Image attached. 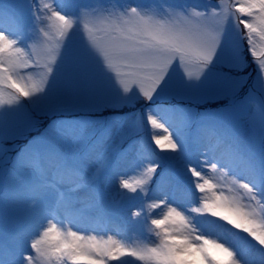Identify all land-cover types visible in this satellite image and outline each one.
Instances as JSON below:
<instances>
[{
  "label": "rangeland",
  "instance_id": "374dc122",
  "mask_svg": "<svg viewBox=\"0 0 264 264\" xmlns=\"http://www.w3.org/2000/svg\"><path fill=\"white\" fill-rule=\"evenodd\" d=\"M234 3L235 0H0V9L15 12L22 23L20 28L0 12V30L16 37L19 46L27 49L34 44L42 45L47 39L43 36L44 31L49 32L50 36L55 35V22L49 19L53 10L74 20L60 57V66L64 71L55 81L49 106L44 110L28 107L9 115L6 128L8 138L0 141V146L8 149L7 155L15 157L21 148L25 149V146H31L38 140L71 147L79 153H91L88 168L72 181L81 184L78 192L85 193L94 187L90 182L91 172L98 165L103 167L106 163L103 153L107 148H116L106 170L111 175L110 182L104 186L107 193H126L118 184L119 176L134 179L148 164H160L157 177L149 185L146 196L143 192L126 193L129 207L122 213L113 212L112 209L118 206L116 201L109 206L99 199H93L82 208L81 221L69 219L61 213L49 216L60 231H79L84 237H96L100 242L112 237L133 247L156 246L162 234H158L160 230L151 225L149 217H163L168 210L167 205H171L187 217L190 227L181 231H187L194 239L206 235L209 239L225 243L234 249L242 264H264V247L248 233L227 222L231 220L240 227L254 229L255 225L244 211L221 207L223 203L217 204L216 207L227 218L223 220L211 213L196 210L203 207V200L211 196V190L201 193L196 188V177L189 169V166H194L213 180L217 185L216 190L237 195L244 208L264 219V73L260 71L258 59L252 57L246 38L240 36L235 15L229 12L220 24L226 40V47L221 52L223 63L207 84L188 99L166 96L163 99L154 97L149 101L140 95L136 87L124 93L113 78L114 71L103 67L102 54H95L89 47V38L83 28L84 23L99 17L127 14L131 6H136L141 14L161 19L170 18L176 13L192 15L191 10L196 9L212 20L213 8L222 12L225 4ZM216 15L219 18V14ZM257 48L259 50V40ZM245 60L249 62L247 72L232 71L234 75L230 74L226 65L242 67L244 64L241 62ZM179 71L176 69L173 81L162 87L175 90ZM22 74H31L33 79L39 80L43 69L32 73L25 69ZM0 91L8 93L12 90L7 85H0ZM207 99H218L223 105L208 108L204 103L209 102ZM186 102L192 105L183 104ZM197 102L203 104L193 106ZM161 103L165 106L176 103L188 106L192 118L202 126L199 139L185 147L181 135L184 121L177 113L156 107ZM149 111L172 131L181 144L179 152L160 153L156 149L152 137L166 133L149 124ZM121 136L126 139L117 147ZM125 152L127 158L120 159ZM30 156L31 153L25 150V159ZM212 163L217 164L216 170L211 169ZM231 178L249 183L254 191L238 188ZM30 190L29 185L22 183L8 190L7 195L12 203L0 210L3 221L0 223V239H5L6 233L15 232L22 221L21 209L30 205ZM0 192H3L2 187ZM161 199L166 200L167 205L149 207ZM133 208L142 209L141 214L129 219ZM170 227L176 231L179 225ZM182 240L183 237L177 235L170 242L179 245ZM12 248L16 264H19L22 253L31 251L26 235L15 237ZM213 248L218 249V246L205 244V250ZM192 249H195V245ZM176 252L179 256L176 264H197L195 260L186 259L179 247ZM193 254L189 250L186 255ZM57 264H63V258ZM68 264L76 262L68 261ZM109 264L145 262L125 255L118 260L110 259Z\"/></svg>",
  "mask_w": 264,
  "mask_h": 264
},
{
  "label": "snow or ice",
  "instance_id": "6c2138e0",
  "mask_svg": "<svg viewBox=\"0 0 264 264\" xmlns=\"http://www.w3.org/2000/svg\"><path fill=\"white\" fill-rule=\"evenodd\" d=\"M131 11V15L109 14L83 25L89 38V47L95 54H102L103 67L114 71L113 78L124 93L136 87L140 95L151 101L154 97L163 99L166 96L188 99L201 90L223 63L221 52L226 47V40L220 24L229 12L235 15L242 35L246 37L248 49L252 57L258 59L260 71L264 73V0H235L234 4H225L222 12L213 8L212 20L196 9L191 10L192 15L176 13L165 19L141 14L136 9ZM0 12L22 28L15 12L10 9H0ZM216 14H219V18ZM49 19L55 22V35L50 36L49 32L44 31L43 36L47 39L41 46L34 44L30 49L20 47L16 37L0 30V85H7L12 90L8 93L0 91V141L8 138L6 128L13 111L20 112L28 107L44 110L49 106L55 81L64 71L60 66V57L74 20L58 10H53ZM226 66L237 73L242 72V68L232 64ZM41 68L43 75L39 80L33 79L31 74H22L25 69L32 73ZM176 69L180 70L177 86L170 91L162 86L173 81ZM156 107L175 112L184 121L181 135L185 147L199 139L198 133L202 126L192 118L188 106H165L161 103ZM147 118L153 128L162 129L166 133L152 137L156 149L160 153L179 152L181 144L168 126L150 111ZM125 139L121 136L117 147ZM25 150L31 153L29 159L24 157ZM115 150L113 147L104 151L106 163L103 167L98 165L91 172L90 182L94 187L85 193L78 192L81 184L72 181L88 168L91 153H79L71 147L38 140L10 158L7 155L8 149L0 146V187L3 188V192H0V210L12 203L7 195L10 188L22 183L31 189L30 205L21 209L22 221L15 232L6 233V238L0 239V264H16L12 240L21 235L27 236L31 251L22 253L19 264H57L62 258L63 264H68V261L76 264L81 261L85 264H109L110 259L118 260L125 255L136 257L145 264L152 261L155 264H176L179 259L176 252L178 247L186 259L195 260L197 264H242L234 249L225 243L219 240L206 241L205 237L194 239L187 231H181L190 227L187 217L177 207L167 205L163 199L149 205L152 208L167 205L168 209L163 217H149L151 225L160 230L158 234H162L156 246L133 247L112 237L100 242L96 237H84L79 231H60L49 216L61 213L69 219L81 221L82 208L93 199H99L109 206L114 201L118 202V206L112 210L119 214L129 207L126 193L143 192L146 196L149 185L157 177L159 162L148 164L134 179L119 176L118 184L126 193L104 191V186L111 179L106 170ZM125 158L127 152L120 157ZM210 167L213 170L218 168L215 163L210 164ZM189 169L196 177V188L201 193L211 190V196L203 200V207L196 210L214 213L223 220L227 218L216 207L217 204L223 203L244 211L255 225L254 229L240 227L231 220H227L228 224L248 233L264 247V219L244 208L237 195L216 190L217 185L213 180L194 166H189ZM232 180L238 188L254 191L249 183ZM141 211L140 208H133L129 219L139 216ZM170 225H179V228L173 231ZM177 235L183 237L179 245L170 242ZM206 242L217 245L218 249L205 250ZM193 245L195 249H192ZM189 250L194 254L186 255Z\"/></svg>",
  "mask_w": 264,
  "mask_h": 264
},
{
  "label": "clouds",
  "instance_id": "9594fccd",
  "mask_svg": "<svg viewBox=\"0 0 264 264\" xmlns=\"http://www.w3.org/2000/svg\"><path fill=\"white\" fill-rule=\"evenodd\" d=\"M132 9H136L138 12H140V10L136 7V6H131L129 9H128V12H127V14H124V13H121L122 15H131L132 14ZM141 13V12H140ZM120 15V14H119ZM221 207H226V205H221ZM214 217H219V216H217L216 214H214V213H211ZM200 237H205L206 238V241L207 240H212V239H209L206 235H201ZM207 243V242H206ZM205 243V244H206Z\"/></svg>",
  "mask_w": 264,
  "mask_h": 264
},
{
  "label": "trees",
  "instance_id": "16d2710c",
  "mask_svg": "<svg viewBox=\"0 0 264 264\" xmlns=\"http://www.w3.org/2000/svg\"><path fill=\"white\" fill-rule=\"evenodd\" d=\"M138 130H139V129H138ZM139 131H142V130H139ZM139 131H138L137 133H140ZM21 149H22V148H21ZM21 149H20V151H21Z\"/></svg>",
  "mask_w": 264,
  "mask_h": 264
}]
</instances>
